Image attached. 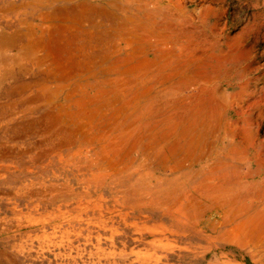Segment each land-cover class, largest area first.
I'll use <instances>...</instances> for the list:
<instances>
[{"label": "rangeland", "instance_id": "obj_1", "mask_svg": "<svg viewBox=\"0 0 264 264\" xmlns=\"http://www.w3.org/2000/svg\"><path fill=\"white\" fill-rule=\"evenodd\" d=\"M69 5L66 1L60 2V6ZM160 6L163 9L154 11L153 20L150 18L148 22L154 34L145 47V57L154 59L157 47H161L153 40L155 34L164 39L171 37L175 52L181 51L183 45H196L194 55L198 61L195 63L202 70L201 77L212 75L211 79H215L213 83L204 84L210 89L215 87L213 108L222 114L220 127L207 138L213 152L222 155L225 147L245 143L248 145L246 162L252 164L249 169L257 172L260 167L264 173V0H165ZM107 24L103 28L110 29ZM179 36L181 43L176 42ZM112 42V49L118 55L123 56L129 50L117 37L112 36ZM171 46L167 43L163 47ZM183 69L187 76L192 75L186 67ZM117 76L119 81L123 79L121 74ZM55 101L59 107L69 106L63 100ZM67 113L57 111L63 119L51 123L54 134L74 128L69 124L70 119H65ZM98 119L101 122V117ZM102 120L106 121L104 117ZM94 131L100 138L93 145H86V150L76 156L80 162V159L85 160L84 167L80 171L71 167L60 179L63 183L69 178L71 195L75 193L78 197L64 202L65 205L55 202L51 196L45 197L44 203L37 198L32 204L21 200L12 205L0 197L1 264H264L263 259L253 256L248 249L216 240L206 222L197 227H181L178 206L169 210L174 214L171 218L161 207L149 204L159 199L153 188H149L155 184L154 177L166 179L156 170L157 166L145 162L143 155H131L138 160L130 167L133 173L128 177L124 172L127 158L119 149L117 165L113 166H117L119 175L113 182L106 180L104 172L114 175L116 169L103 158V148L107 141L117 139L122 130L118 127L107 134L101 123ZM142 162L147 164L144 169L139 165ZM263 177L261 174L255 180ZM32 181L34 184L58 183L52 179H33L27 183ZM32 187L35 190L40 185ZM160 187L165 186L160 184ZM37 204L39 213L34 212L35 216L28 218L26 215ZM79 205L87 212L78 210ZM60 209L70 212L65 215ZM40 213V218L45 217L38 221ZM70 218L74 220L71 226L65 221ZM111 251L109 256L107 252Z\"/></svg>", "mask_w": 264, "mask_h": 264}, {"label": "bare ground", "instance_id": "obj_2", "mask_svg": "<svg viewBox=\"0 0 264 264\" xmlns=\"http://www.w3.org/2000/svg\"><path fill=\"white\" fill-rule=\"evenodd\" d=\"M65 1L70 5L59 11L67 17L75 16L73 21L77 27L91 31L89 38L78 41L90 44L94 50L107 51L105 93L99 83L96 96L84 103L92 111L89 121L92 130L101 123L107 134L118 127L122 130L117 139L103 146L107 164L114 168L119 149L122 150L127 158L124 172L129 177L133 173L130 167L138 160L131 155H143L145 162L157 166L156 170L166 179L154 177L155 184L149 188H153L159 199L149 204L161 207L171 218L174 214L169 210L178 206L181 227H197L206 222L216 240L246 248L253 256L264 260V177L255 180L264 173L260 167L257 172L249 169L252 164L246 162L248 145L245 143L225 147L222 155L213 152L207 138L220 127L222 114L213 108L215 87L210 89L204 84L213 83L215 79H211L212 75L201 77L202 70L195 63L198 61L194 55L196 45H183L181 51L175 52L171 37L164 39L155 34L153 40L161 47H157L154 59L146 58L145 47L154 34L151 26L146 27L128 16L118 19L111 6L98 5L99 0ZM107 23L110 29L103 28ZM139 28L146 29L143 35L137 34ZM112 36L127 44L129 50L123 56L112 49ZM177 41L181 43L180 36ZM167 43L172 46L164 48ZM94 56L93 52V60ZM101 59L103 61V56ZM183 67L192 75L187 76ZM118 74L123 77L121 81ZM107 138L109 140V135ZM170 160L171 165H168ZM139 165L144 169L147 164ZM195 166L199 167L194 170ZM114 169V175L104 172L106 180L113 182L119 175L117 166Z\"/></svg>", "mask_w": 264, "mask_h": 264}, {"label": "crops", "instance_id": "obj_3", "mask_svg": "<svg viewBox=\"0 0 264 264\" xmlns=\"http://www.w3.org/2000/svg\"><path fill=\"white\" fill-rule=\"evenodd\" d=\"M99 1L111 6L116 18L128 16L139 22L141 19L146 27L153 12L163 9L160 5L165 2ZM60 2L0 0V197L11 205L21 200L32 201V204L37 198L44 203V198L50 196L65 205L78 197L75 193L71 195L69 178L63 183L60 179L71 167L77 171L84 167L85 160L80 159V162L76 156L86 150V145H93L98 137L89 122L91 108L84 103L96 96L99 83L105 93L107 61L104 62V57L107 51L94 50L90 44L78 41L89 38L91 31L77 27L73 21L75 16L67 17L59 11L64 7ZM145 31L139 28L137 34ZM59 99L69 106L59 107L55 101ZM60 110L68 112L65 119H70L69 124L74 128L54 134L50 125L63 119L57 114ZM33 179H52L58 183H27ZM34 185H40L39 189L34 190ZM46 187L49 190H45ZM78 207L87 212L85 207ZM33 209L26 215L28 218L35 216L34 212L39 213V204ZM59 211L65 215L70 212ZM19 212H23L22 208ZM41 215L37 220L45 217L40 218ZM70 219L65 221L71 226L73 218ZM112 252L107 254L110 256Z\"/></svg>", "mask_w": 264, "mask_h": 264}]
</instances>
